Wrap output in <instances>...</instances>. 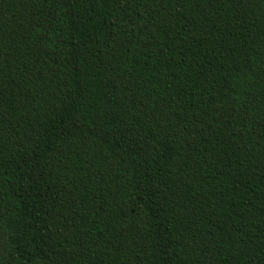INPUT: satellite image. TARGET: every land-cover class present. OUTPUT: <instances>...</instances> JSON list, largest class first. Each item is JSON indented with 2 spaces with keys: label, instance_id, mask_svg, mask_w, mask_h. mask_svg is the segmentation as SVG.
Returning <instances> with one entry per match:
<instances>
[{
  "label": "trees",
  "instance_id": "16d2710c",
  "mask_svg": "<svg viewBox=\"0 0 264 264\" xmlns=\"http://www.w3.org/2000/svg\"><path fill=\"white\" fill-rule=\"evenodd\" d=\"M0 264H264V0H0Z\"/></svg>",
  "mask_w": 264,
  "mask_h": 264
}]
</instances>
